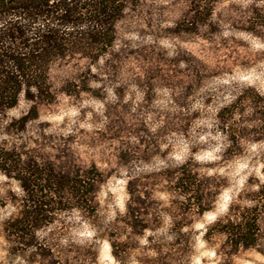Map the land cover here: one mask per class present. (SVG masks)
<instances>
[{
	"label": "rangeland",
	"instance_id": "obj_1",
	"mask_svg": "<svg viewBox=\"0 0 264 264\" xmlns=\"http://www.w3.org/2000/svg\"><path fill=\"white\" fill-rule=\"evenodd\" d=\"M186 3L139 0L106 52L51 66L49 102L20 93L0 112V153L72 179L102 176L91 217L66 189L48 193L58 203L35 249L4 234L24 193L0 170V264H264L214 225L264 207L255 194L264 181V0H218L197 24L185 21ZM182 166L206 187L202 212L165 180ZM145 205L158 215L142 216L153 230L125 222L130 207Z\"/></svg>",
	"mask_w": 264,
	"mask_h": 264
},
{
	"label": "trees",
	"instance_id": "obj_2",
	"mask_svg": "<svg viewBox=\"0 0 264 264\" xmlns=\"http://www.w3.org/2000/svg\"><path fill=\"white\" fill-rule=\"evenodd\" d=\"M138 1L0 0V112L15 106L20 93L27 100L35 102L39 98L49 102L57 92L56 87L49 82L51 66L76 54L91 62L106 52L107 47L117 40L126 10L135 6ZM186 2L184 19L191 24H197L212 16L218 0ZM260 16L264 18V11ZM62 90L66 94H72L69 89ZM232 107L233 105L226 107V111L234 114L236 111ZM258 116L259 122L264 126V108ZM223 122L226 124V121ZM10 155L6 151L0 153V170L18 181L24 200L17 209V214L4 220L3 231L7 239L14 238L18 243L37 249L36 243L31 239H34L38 228L50 222L47 218L55 209L51 204L58 203L48 197V193L59 195L66 189L65 193L76 199V207L86 216H93L95 191L91 188L95 183L101 182V173L96 171L91 176L86 173L77 174L72 179L67 174L54 173L53 169H33L32 162H21L19 155L17 160ZM165 180L171 184L170 191L183 198L181 203L185 201L192 207L196 206L200 212L205 210L203 204L207 196L206 187L197 184L184 166L174 170ZM36 186L39 187L38 190ZM255 194L263 203L264 181ZM137 200V205H141L143 201L139 195ZM151 210L149 205L130 207L125 222L142 231L153 230L152 225L142 219L145 214L156 220L158 215ZM263 210L261 204L244 207L242 211L228 218V224L225 225L222 220L217 219L214 223L215 232L223 234L224 228H227L234 246L253 248L264 255L261 248L264 241L261 227ZM183 226V223L177 222L171 229L178 231ZM108 242L111 244L109 239ZM115 256L117 257L116 253Z\"/></svg>",
	"mask_w": 264,
	"mask_h": 264
}]
</instances>
